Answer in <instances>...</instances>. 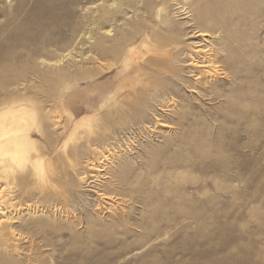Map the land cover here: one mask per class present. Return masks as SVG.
Masks as SVG:
<instances>
[{"label": "rangeland", "instance_id": "obj_1", "mask_svg": "<svg viewBox=\"0 0 264 264\" xmlns=\"http://www.w3.org/2000/svg\"><path fill=\"white\" fill-rule=\"evenodd\" d=\"M102 1L0 0V77L47 112L43 133L31 125L43 159L0 183L21 202L20 237L0 264H264V0H249L248 24L238 23L254 51L249 101L203 102L183 89L184 109L159 111L167 127L143 125L126 111L137 96L124 92L95 118L78 109L89 107L92 84L116 75L98 73L90 53ZM109 22L101 26L121 23Z\"/></svg>", "mask_w": 264, "mask_h": 264}, {"label": "bare ground", "instance_id": "obj_2", "mask_svg": "<svg viewBox=\"0 0 264 264\" xmlns=\"http://www.w3.org/2000/svg\"><path fill=\"white\" fill-rule=\"evenodd\" d=\"M249 3V0H103L100 7L93 9L95 32L90 37V53L93 62L101 67L102 72L98 73L106 74L115 69L116 75L102 85L92 84L88 103L92 116L97 117L98 110L108 103H115L123 92L127 96H137L136 105L142 109L136 106L126 111L132 115L140 114L143 125L153 123L166 127L170 126L169 120L159 111L166 112L171 102L175 103L174 107H179V112L184 109L188 99L183 98L182 103L178 101L184 90H190L195 100L203 102L230 103L235 107L248 102L251 92L247 79L253 75L250 65L254 51L249 34L238 30V23L242 20V25L248 24L245 7ZM130 9H133L132 15H129ZM173 12L184 15L185 21L176 25L178 20L175 23V17L171 16ZM109 21L121 23L116 24V30L102 27ZM191 38L200 40L188 44ZM11 80L7 75L0 77V183L3 184L9 183L11 178L16 179L24 162L38 163L44 157L33 138L31 125H37L43 133L41 120L47 114L46 109L41 108L34 97H28L27 91L13 90L17 87L12 86L21 83ZM62 100L63 111L67 114V100L64 96ZM55 112L54 116L57 115ZM92 164L86 165L95 168L96 172L98 167ZM113 167L118 175L122 173L119 167ZM85 172H82V180L86 179ZM3 184L0 185V253L15 250L13 242L16 236L20 237L15 222L21 213L15 211L21 202L14 192L6 193ZM99 192L102 200L112 199V195Z\"/></svg>", "mask_w": 264, "mask_h": 264}, {"label": "crops", "instance_id": "obj_3", "mask_svg": "<svg viewBox=\"0 0 264 264\" xmlns=\"http://www.w3.org/2000/svg\"><path fill=\"white\" fill-rule=\"evenodd\" d=\"M84 89V88H83ZM82 89V90H83ZM85 93V92H84ZM67 96H69V94H67ZM71 103V111L73 110L72 109V106L74 105V103H77V101H75V102H73V101H71L70 102ZM78 109H81V110H86L87 112L89 111V112H91V108H89L87 105H85V107L84 106H78Z\"/></svg>", "mask_w": 264, "mask_h": 264}]
</instances>
